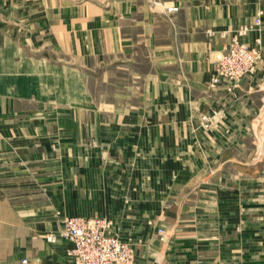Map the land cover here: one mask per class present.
Segmentation results:
<instances>
[{"label": "crops", "instance_id": "0c3cea01", "mask_svg": "<svg viewBox=\"0 0 264 264\" xmlns=\"http://www.w3.org/2000/svg\"><path fill=\"white\" fill-rule=\"evenodd\" d=\"M259 11L256 70L213 83ZM0 44V264H76L65 217L134 264H264V0H0Z\"/></svg>", "mask_w": 264, "mask_h": 264}, {"label": "built area", "instance_id": "2783aa9c", "mask_svg": "<svg viewBox=\"0 0 264 264\" xmlns=\"http://www.w3.org/2000/svg\"><path fill=\"white\" fill-rule=\"evenodd\" d=\"M177 7H167V13H175ZM262 13H257L253 26H243L238 29L230 44L214 55L215 75L212 80L217 83L226 80L233 85L253 74L260 59V40L253 44L241 43L239 38L260 26ZM219 111L200 117V126L208 129ZM110 222L105 219L84 217H65L62 228L57 234L46 236L47 242L54 244L57 240H65L70 244L69 255L76 264H134L132 247L109 232ZM159 234L162 231L158 232ZM22 263H25L23 261Z\"/></svg>", "mask_w": 264, "mask_h": 264}, {"label": "rangeland", "instance_id": "374dc122", "mask_svg": "<svg viewBox=\"0 0 264 264\" xmlns=\"http://www.w3.org/2000/svg\"><path fill=\"white\" fill-rule=\"evenodd\" d=\"M0 48H1V44H0Z\"/></svg>", "mask_w": 264, "mask_h": 264}]
</instances>
